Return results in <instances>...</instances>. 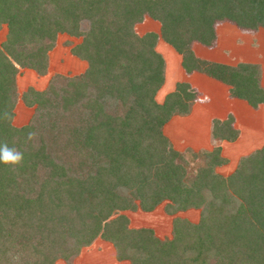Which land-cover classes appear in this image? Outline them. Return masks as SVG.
<instances>
[{
    "label": "trees",
    "instance_id": "1",
    "mask_svg": "<svg viewBox=\"0 0 264 264\" xmlns=\"http://www.w3.org/2000/svg\"><path fill=\"white\" fill-rule=\"evenodd\" d=\"M144 16L158 33L134 31ZM221 21L264 29V0H0V148L22 154L18 164L0 161V264L70 263L95 238L128 264H264V144L222 176L217 144L187 149L188 159L161 132L189 112L196 90L180 81L154 98L164 77L159 38L186 73L224 83L252 107L264 101L257 64L193 54L192 42L213 44ZM59 33L79 38L69 51L85 68L23 90L33 112L14 126L17 70L45 73ZM232 121L212 119V140H233ZM161 202L168 214L197 208L199 216H174L166 239L127 226L121 211Z\"/></svg>",
    "mask_w": 264,
    "mask_h": 264
},
{
    "label": "rangeland",
    "instance_id": "2",
    "mask_svg": "<svg viewBox=\"0 0 264 264\" xmlns=\"http://www.w3.org/2000/svg\"><path fill=\"white\" fill-rule=\"evenodd\" d=\"M133 29L137 34H142L146 31L158 33L159 23L148 16H144L140 22L134 24ZM214 30V40H216L213 44L214 48H212V44L206 46L199 42L191 43V50L195 56L209 60L213 57L212 55H214V51L216 53V51L219 50L220 46L222 49L224 48L232 51L237 48L244 50L245 47L248 48L249 46L255 53H257L259 61L262 59L260 69L263 74L264 29L259 28L256 30L243 31L239 28L233 27L230 22L227 23V21H221L214 25ZM4 34L5 27L1 25L0 41L3 39ZM78 40L79 38L69 36L65 33L57 34L53 47L47 52V68L43 74H36L29 68H18L15 75L16 99L12 109V125L20 126L25 124L30 119L33 112L32 106H26L20 100V94L23 90L27 87H32L37 90L43 89L53 74L70 76L81 73L84 70L85 62L71 54L69 51V46L78 42ZM228 43L229 45H227ZM240 49H238V53L234 54L236 55V60L242 58V50ZM155 50L160 53L164 62L163 82L154 96L157 102L162 100V97L166 92L174 88L176 82L184 80L188 83L187 80H189L191 82H189L190 85L194 86V88L204 82L206 84V77L203 79L205 74L201 72L193 71L191 75H185L183 73L184 70L179 64V55L169 44L158 38L155 42ZM245 57L246 56H244V58ZM211 60L212 59H210V61ZM245 61H253V58H246ZM262 74L261 80L264 85V74L263 77ZM198 97H196L195 102H198ZM191 106L189 112L185 114L186 116L172 115L161 126V132L167 137L171 146L175 150L183 153L188 159L190 158L188 150L197 151L199 149L204 150V148L207 150L209 148L208 146H210L209 143L211 142L209 135V120H207L209 106L206 105L202 110L198 108L191 109ZM261 114H264V110H262ZM240 118L243 120H240L241 126L238 128L240 132L239 139L236 142H225L222 144V153L228 160L225 168L223 167L221 169L223 175L228 174L224 169L229 170L233 168L238 156V151L243 149L242 142H245L248 138L246 125L252 124V128L257 127L256 125L258 124H254L253 121L260 120L261 116L259 119V113L257 115V113L249 111V114L246 112L240 114ZM262 122H264V120H262ZM262 128H264V123L260 126V129ZM260 129L256 128L255 130L261 131ZM258 131L250 133V140H253L254 136H256V141L251 143L252 147L260 143L259 138L261 133ZM195 163L196 162L194 161L193 165H195ZM121 213L126 216L128 227H147L151 229L153 235L158 239H166L172 235L171 221L174 216L183 217L188 221L195 222L199 216V209L190 208L168 214L164 210V202H161L148 211L136 208L134 210H124L121 211ZM55 264H128V261L117 260L114 256L112 245L101 238H95L88 246L83 247L70 263L58 259Z\"/></svg>",
    "mask_w": 264,
    "mask_h": 264
},
{
    "label": "crops",
    "instance_id": "3",
    "mask_svg": "<svg viewBox=\"0 0 264 264\" xmlns=\"http://www.w3.org/2000/svg\"><path fill=\"white\" fill-rule=\"evenodd\" d=\"M230 24L233 25V27H236L233 23H230ZM236 28H238V27H236ZM243 31H250V30H243ZM215 41L216 40H214V42ZM214 42H213V44H214ZM213 44H212V48H214ZM227 45H229V43ZM234 47H236V46H234ZM238 49H240V48L234 49L232 51V50H227L224 48L222 49V47L220 46L219 50H217L216 53L214 51V55H212L213 57L210 59H212L211 61H216V62L228 64V65H235L238 62H242V63H253L254 62V64H257L259 67V85L264 90V85H263L262 80H261L262 71L260 69V64H262V59H260V61H259V57H257V53H255L254 50L248 46V48H246V47L244 48L245 51L240 49V50H242V56H241L242 58L236 60V58H235L236 55H234V54L239 52ZM244 56H246V57L244 58ZM238 57H240V56H238ZM246 58H253V61H245ZM255 62H257V63H255ZM179 64H180V56H179ZM183 73L185 75H191L193 73V71L190 72L189 74H186V72H184V71H183ZM263 74H264V72H263ZM263 74H262V77H263ZM205 77H206V84H205V82L204 83L200 82L203 84V86H202V84L198 85V86H196L197 89L194 88V86H191L190 85L191 82L189 80H187L188 84L196 90L197 97L199 96L198 102L194 101L193 105L191 106V109L198 108V109L202 110L203 107L205 108L206 105L209 106V110H208L209 112L207 113L208 114L207 120H209V135H210V125H211L212 119L222 120L227 116V114L232 115V118H233L232 127L237 130L236 137L231 141L224 140V139H219V140L214 141V140H212V138L210 136L211 142L209 143L210 146H208L209 147L208 149H211L214 144H217L220 147V155L222 157H224L226 161L223 164L216 166L215 171L222 176H226L234 170L237 162L239 161V159L242 156L247 155L256 149H259L264 144V128L260 129V126H262V124L264 123V122H262V120H264V114H261L262 110H264V101L261 103H258L256 107H252L249 104H247V102L243 99L231 97L228 93V86L225 85L224 83H221V82H219V81H217L211 77H208L207 75H204L203 79H205ZM249 111H253L254 113H257V115L259 113V119L261 116L260 120L253 121L254 124H258V125H256L257 127H253V128L260 129L261 131L253 129L252 124L246 125V129L248 131V138L246 139L245 142H242L243 149H240L241 151H238V153H237L238 156L236 158V162H235V165L233 166V168L229 169V170L224 169V171H226L228 174L223 175L221 169L223 167L225 168V165H227L228 160L222 153V144H224L225 142H236L239 139L240 132H239L238 128H239V126H241L240 120H243L240 118V114H242L243 112H246L249 114ZM253 131L254 132L258 131L261 133V136L259 138L260 143L258 145H255L254 147H252L251 143L256 141V136H254L253 140H250L251 139L250 133H253ZM204 149H206V148H204Z\"/></svg>",
    "mask_w": 264,
    "mask_h": 264
},
{
    "label": "clouds",
    "instance_id": "4",
    "mask_svg": "<svg viewBox=\"0 0 264 264\" xmlns=\"http://www.w3.org/2000/svg\"><path fill=\"white\" fill-rule=\"evenodd\" d=\"M22 160V154L13 150L9 149L7 146L0 148V161L8 164H18Z\"/></svg>",
    "mask_w": 264,
    "mask_h": 264
}]
</instances>
